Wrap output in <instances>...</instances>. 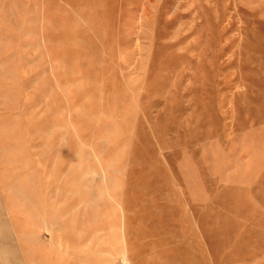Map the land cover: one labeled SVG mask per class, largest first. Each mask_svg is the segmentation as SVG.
Returning <instances> with one entry per match:
<instances>
[{
	"label": "rangeland",
	"instance_id": "rangeland-1",
	"mask_svg": "<svg viewBox=\"0 0 264 264\" xmlns=\"http://www.w3.org/2000/svg\"><path fill=\"white\" fill-rule=\"evenodd\" d=\"M0 264H264V0H0Z\"/></svg>",
	"mask_w": 264,
	"mask_h": 264
}]
</instances>
